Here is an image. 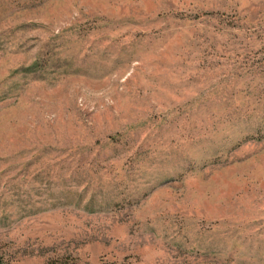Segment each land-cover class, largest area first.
<instances>
[{
	"label": "rangeland",
	"instance_id": "1",
	"mask_svg": "<svg viewBox=\"0 0 264 264\" xmlns=\"http://www.w3.org/2000/svg\"><path fill=\"white\" fill-rule=\"evenodd\" d=\"M0 257L264 264V0H0Z\"/></svg>",
	"mask_w": 264,
	"mask_h": 264
},
{
	"label": "trees",
	"instance_id": "2",
	"mask_svg": "<svg viewBox=\"0 0 264 264\" xmlns=\"http://www.w3.org/2000/svg\"><path fill=\"white\" fill-rule=\"evenodd\" d=\"M0 264H15L9 260H5L3 258L0 257ZM53 264H74V263H69V262H66V261H63V260H57L55 261ZM104 264H108V263H104Z\"/></svg>",
	"mask_w": 264,
	"mask_h": 264
}]
</instances>
